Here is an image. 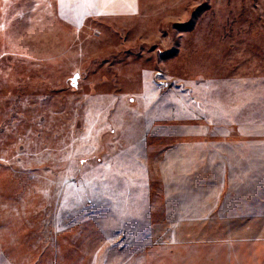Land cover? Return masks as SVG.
Instances as JSON below:
<instances>
[{
	"label": "rangeland",
	"instance_id": "obj_1",
	"mask_svg": "<svg viewBox=\"0 0 264 264\" xmlns=\"http://www.w3.org/2000/svg\"><path fill=\"white\" fill-rule=\"evenodd\" d=\"M64 2L0 0V264H264V220L169 223L158 173L264 123V0Z\"/></svg>",
	"mask_w": 264,
	"mask_h": 264
},
{
	"label": "crops",
	"instance_id": "obj_2",
	"mask_svg": "<svg viewBox=\"0 0 264 264\" xmlns=\"http://www.w3.org/2000/svg\"><path fill=\"white\" fill-rule=\"evenodd\" d=\"M64 3L102 15L137 12V0ZM183 133L158 162L164 219L179 224L213 217L220 225L264 220V123L188 127Z\"/></svg>",
	"mask_w": 264,
	"mask_h": 264
},
{
	"label": "water",
	"instance_id": "obj_3",
	"mask_svg": "<svg viewBox=\"0 0 264 264\" xmlns=\"http://www.w3.org/2000/svg\"><path fill=\"white\" fill-rule=\"evenodd\" d=\"M78 78V74H74L73 77L71 78V85L73 87H76V79Z\"/></svg>",
	"mask_w": 264,
	"mask_h": 264
}]
</instances>
